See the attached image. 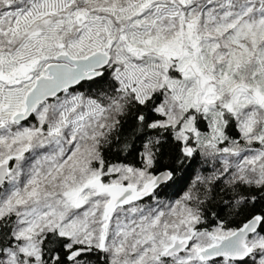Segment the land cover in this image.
<instances>
[{"label":"snow or ice","instance_id":"6c2138e0","mask_svg":"<svg viewBox=\"0 0 264 264\" xmlns=\"http://www.w3.org/2000/svg\"><path fill=\"white\" fill-rule=\"evenodd\" d=\"M0 264H264V0H0Z\"/></svg>","mask_w":264,"mask_h":264}]
</instances>
